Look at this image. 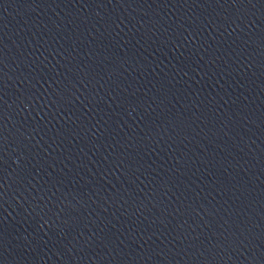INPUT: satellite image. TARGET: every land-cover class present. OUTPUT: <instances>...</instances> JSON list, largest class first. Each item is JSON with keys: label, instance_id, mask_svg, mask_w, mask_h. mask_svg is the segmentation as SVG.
I'll use <instances>...</instances> for the list:
<instances>
[{"label": "water", "instance_id": "water-1", "mask_svg": "<svg viewBox=\"0 0 264 264\" xmlns=\"http://www.w3.org/2000/svg\"><path fill=\"white\" fill-rule=\"evenodd\" d=\"M0 264H264V0H0Z\"/></svg>", "mask_w": 264, "mask_h": 264}]
</instances>
